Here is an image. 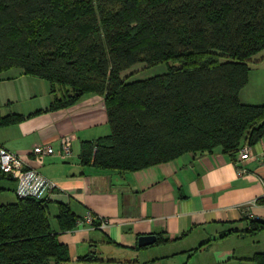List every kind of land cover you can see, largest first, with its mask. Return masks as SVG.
Masks as SVG:
<instances>
[{"label": "trees", "instance_id": "16d2710c", "mask_svg": "<svg viewBox=\"0 0 264 264\" xmlns=\"http://www.w3.org/2000/svg\"><path fill=\"white\" fill-rule=\"evenodd\" d=\"M262 51L264 0H0V73L20 68L53 94L50 106L27 115L0 110V128L98 94L110 133L81 143L84 166L125 174L217 147L236 160L264 136V104L240 97ZM142 62L168 70L130 80L124 72ZM52 203L20 194L0 203V264L71 260L52 230ZM57 204L59 229H74L80 217ZM263 229L264 220H252L227 234ZM253 261L264 264V252Z\"/></svg>", "mask_w": 264, "mask_h": 264}, {"label": "crops", "instance_id": "0c3cea01", "mask_svg": "<svg viewBox=\"0 0 264 264\" xmlns=\"http://www.w3.org/2000/svg\"><path fill=\"white\" fill-rule=\"evenodd\" d=\"M36 81L32 80L33 87ZM250 85L251 74L241 100L264 104V91L248 92ZM47 87L49 96L43 105L15 111L8 102L0 107L1 113L27 115L47 108L53 101ZM109 133L105 99L98 94H86L70 107L0 128V145L56 182L39 198L53 201L52 230L69 248L71 260L66 264H256L253 257L264 252V229L252 235L227 233L250 227L252 220H264V136L251 145L252 157L242 162L244 173L221 147L187 152L125 174L82 165L81 143ZM63 135L74 138L72 156L50 155L43 165L38 164L31 153L34 146L53 143L59 149ZM12 181L3 180L0 188L9 190L0 192V197L8 192L10 201L0 203L16 201L17 183ZM57 202L69 204L80 219L90 210L106 218L107 224H78L61 231ZM150 234L168 241L139 246V237ZM84 256L96 259L86 263Z\"/></svg>", "mask_w": 264, "mask_h": 264}, {"label": "built area", "instance_id": "2783aa9c", "mask_svg": "<svg viewBox=\"0 0 264 264\" xmlns=\"http://www.w3.org/2000/svg\"><path fill=\"white\" fill-rule=\"evenodd\" d=\"M72 135H63L60 138L59 149L55 148L53 143L36 144L32 150L35 161L43 165L46 158L50 155H58L62 157H71L73 154ZM252 157L251 145H244L239 151L235 162L240 173L247 171L243 165V161ZM13 178L17 183V192L20 195H29L39 197L43 190H52L56 187V182L44 175L39 169L27 166L24 158L0 145V179ZM249 214V213H248ZM107 219L88 211L84 219H79L78 224H89L93 227H104Z\"/></svg>", "mask_w": 264, "mask_h": 264}, {"label": "rangeland", "instance_id": "374dc122", "mask_svg": "<svg viewBox=\"0 0 264 264\" xmlns=\"http://www.w3.org/2000/svg\"><path fill=\"white\" fill-rule=\"evenodd\" d=\"M263 56L264 51L254 56V61L258 62H251V85L247 89L248 92L250 90H258L260 93L264 91V58H262ZM167 70L168 66L166 63L158 64L155 66H148L147 63L142 62L126 70L124 74H133L129 79L138 80L146 79L158 74H163ZM24 75L26 74H23L22 69L20 68H12L0 73V107H5L6 104L9 102V104L14 107L15 111H20L19 107H29L31 109H34V107H39V105H43V103L48 100V87L46 88V86H49V82L40 77L32 76L31 78H29L28 76L24 77ZM32 80H38L36 81V85L34 87ZM3 180L8 179H0V186L4 184L2 183ZM10 186H12V184H10ZM4 193L5 195H2L0 197V202L10 201L8 198H6L7 194L9 193ZM51 211L53 213L54 210L52 209ZM51 220L53 221V223H55V218L54 216H52V214Z\"/></svg>", "mask_w": 264, "mask_h": 264}, {"label": "water", "instance_id": "95a60500", "mask_svg": "<svg viewBox=\"0 0 264 264\" xmlns=\"http://www.w3.org/2000/svg\"><path fill=\"white\" fill-rule=\"evenodd\" d=\"M157 241V236L154 234L144 235L139 237V246H148L154 244Z\"/></svg>", "mask_w": 264, "mask_h": 264}]
</instances>
